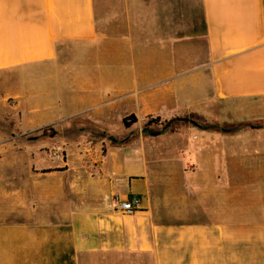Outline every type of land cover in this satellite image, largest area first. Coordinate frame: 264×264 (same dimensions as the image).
<instances>
[{
    "label": "crops",
    "instance_id": "1",
    "mask_svg": "<svg viewBox=\"0 0 264 264\" xmlns=\"http://www.w3.org/2000/svg\"><path fill=\"white\" fill-rule=\"evenodd\" d=\"M157 3L99 30L95 0H0V98L28 103L27 132L179 123L172 193L155 190L167 163L143 142L105 145L97 170L0 136V264H264V0ZM115 195L139 210L120 213ZM158 198H172V225Z\"/></svg>",
    "mask_w": 264,
    "mask_h": 264
},
{
    "label": "rangeland",
    "instance_id": "2",
    "mask_svg": "<svg viewBox=\"0 0 264 264\" xmlns=\"http://www.w3.org/2000/svg\"><path fill=\"white\" fill-rule=\"evenodd\" d=\"M144 3L146 4V7L143 5ZM157 5V0H95L96 22L99 30L102 28L105 29L111 24L109 20L110 15L119 17L124 16L127 13L134 16H141L142 14L150 13L153 14L157 13ZM113 24L115 28L117 26L122 27V25H125V23L121 21H114ZM135 24L140 23L135 22ZM17 101L18 100L16 98H0V136L2 139H5L13 149L16 147L23 150L26 149V147L39 146L37 152L33 153V158L36 159V161L54 162L55 160L53 155L57 151L69 152L70 149H72L73 152L78 154V149L85 142H91L105 148V145H116L107 140L108 136H113L114 138L120 140L130 134V138L122 145H126L133 141L143 142L147 147L149 161H153V163H156V161H165V163H167L166 165L155 166L156 170L154 171L153 179L157 184L163 183L164 180L166 181L164 183L167 187L164 185L160 188L155 187L156 191L159 189L161 190L160 193H163L165 190H169L170 193H172L175 170L177 168L173 159V137L176 124V122L172 121L173 119L161 120L160 123L151 125V130L158 131L161 130L167 123H170L167 133L155 138L142 134L144 122L138 126L132 125L133 128L131 126L127 129L123 125L122 120L118 123L112 124V127L109 129L110 135L107 134L104 136L97 133L96 130L94 131L95 134L91 133V135H87L85 132L80 133L79 128L83 126V121L78 119L73 121V128L71 130L68 128V123L61 122L55 125L39 128L34 132H27L24 125L26 121L25 115L29 113L28 103L18 105ZM176 125H179V123ZM133 129H136V131H133ZM33 137H39V139L37 141L29 140ZM22 152L25 154V151ZM25 156L27 157V155ZM66 159H68V156ZM158 200H160L161 203L166 200L168 203L159 207V214H157L155 218H159V221L162 223L172 225V198H158ZM169 201L171 203H169ZM141 264L155 263L153 260H149L148 262L145 260Z\"/></svg>",
    "mask_w": 264,
    "mask_h": 264
},
{
    "label": "built area",
    "instance_id": "3",
    "mask_svg": "<svg viewBox=\"0 0 264 264\" xmlns=\"http://www.w3.org/2000/svg\"><path fill=\"white\" fill-rule=\"evenodd\" d=\"M78 156L81 160L85 161L89 166L94 169H101L104 160L105 153L102 146L96 145L91 142L83 143L78 149ZM54 162L65 163V152L57 151L53 155ZM113 204L115 209L124 215H133L139 210L141 201L137 197H130L127 199H122L118 195L113 196Z\"/></svg>",
    "mask_w": 264,
    "mask_h": 264
},
{
    "label": "water",
    "instance_id": "4",
    "mask_svg": "<svg viewBox=\"0 0 264 264\" xmlns=\"http://www.w3.org/2000/svg\"><path fill=\"white\" fill-rule=\"evenodd\" d=\"M182 120L185 121V122H188L190 125H192L195 128H198V129L205 130V129L209 128V127L201 126V125H199L197 122H195L193 120H189V119H182ZM169 127H170V123H167L161 130H158V131H153L151 129L145 128V129H143L142 134L145 135V136L153 137V138L159 137V136H162V135L166 134L167 130L169 129ZM80 132H82V131H80ZM129 138H130V134L126 135L125 138L120 139V140L114 138L113 136H108L107 140L110 141L113 144L122 145ZM38 139H39V137H33V138H30L29 140L37 141Z\"/></svg>",
    "mask_w": 264,
    "mask_h": 264
},
{
    "label": "trees",
    "instance_id": "5",
    "mask_svg": "<svg viewBox=\"0 0 264 264\" xmlns=\"http://www.w3.org/2000/svg\"><path fill=\"white\" fill-rule=\"evenodd\" d=\"M162 119L161 118H158V117H147L145 120H144V129L147 128V129H150L151 125L152 124H157V123H160ZM173 122H176V120H172ZM122 123L123 125L125 126V128L129 129L132 125L136 124L137 123V119L135 116L131 115L129 117H125L123 120H122ZM243 125H237L235 126L234 128L235 129H240L242 128ZM103 135H105V133H103ZM114 147H116V145H113ZM103 148V151L105 153V148L102 146ZM106 156V155H105ZM46 172H50V171H45L44 173Z\"/></svg>",
    "mask_w": 264,
    "mask_h": 264
}]
</instances>
